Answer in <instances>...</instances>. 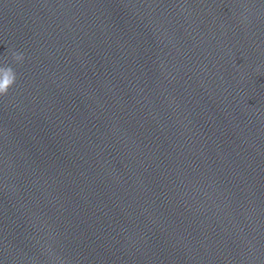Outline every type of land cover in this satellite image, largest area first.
I'll return each instance as SVG.
<instances>
[{
    "label": "water",
    "instance_id": "obj_1",
    "mask_svg": "<svg viewBox=\"0 0 264 264\" xmlns=\"http://www.w3.org/2000/svg\"><path fill=\"white\" fill-rule=\"evenodd\" d=\"M0 264H264V0H0Z\"/></svg>",
    "mask_w": 264,
    "mask_h": 264
}]
</instances>
